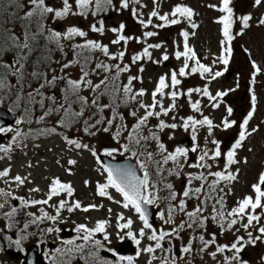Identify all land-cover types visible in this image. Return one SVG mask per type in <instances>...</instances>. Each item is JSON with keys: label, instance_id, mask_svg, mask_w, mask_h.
I'll list each match as a JSON object with an SVG mask.
<instances>
[{"label": "snow or ice", "instance_id": "obj_1", "mask_svg": "<svg viewBox=\"0 0 264 264\" xmlns=\"http://www.w3.org/2000/svg\"><path fill=\"white\" fill-rule=\"evenodd\" d=\"M233 0H219L216 4H209L208 7L222 13L215 19V23L220 26V52L213 59V64L220 63L227 65L232 56V41L234 40L233 28L238 20L241 28L235 35H243L244 30L249 28V21L252 20L251 15L235 16L233 8L230 6ZM264 0H254V6H260ZM160 0H152L153 8L148 13L147 19L143 18V14L138 11L139 8H144L147 5L142 3V0H120V9L128 10L130 5L131 15L133 19L143 28H167L172 25H178L182 21H187L190 28L195 30L198 24L193 21V16L196 14L194 10L186 5L176 4L170 12L160 14ZM75 9L70 0H62V7L54 8L47 3V0H0V57L6 54H11V60L0 59V105H3L5 100H10V106L7 111L12 114L15 126L9 127L0 123V136L12 135L5 144L0 142V159L11 160V153L16 148L26 147L23 141L31 138L36 139L43 135L58 134L69 149L77 151L87 150L95 158L96 164L99 167L96 169L102 176L104 182H97L95 185V195L102 198H107L109 201L120 205L124 209H131L138 215L142 222V227L137 235L132 231L133 220L125 218L123 214H117L116 228L118 230H127L126 237L131 239L136 245L141 244V239L145 238L148 241L154 242L146 247L139 248L136 256L142 253L149 255L147 264H153V261L158 260L159 264H177V255L170 247H165L162 242L167 238L168 244L172 243L173 239H181L180 233L187 229L195 231L196 229H205L210 220L219 228L220 235L225 232L234 230V239L228 244L217 243V234L215 232L208 233L209 239L205 238L204 234L193 236L188 239L186 245L180 248L181 255L179 259H185L186 255H191L193 252V240H199L200 247L198 254H205L217 261V264H248V261L243 258V252L248 246L255 247L260 243H264V172L258 176L257 182L251 185L253 195H245L243 198L236 201V205L230 210L226 209V196L231 194V188L228 187L233 181L237 180L239 169L233 172L232 166L239 163L237 160V150L243 146L244 141L258 129H248L249 121L252 119L256 109V96L251 97L252 108L244 116L243 121L238 124L239 131L237 136L225 151L221 147V142L217 139L208 138L212 136L213 129L222 126L223 130L232 128L237 124L234 120H229L232 116L233 109L226 108L227 116L221 120L220 125L214 124L213 120L201 112L200 101L193 102L191 96L193 93L207 97L212 102L213 109L220 106V98L228 95L234 89L225 91H217L213 95L209 91L208 84L221 77L223 71H213L212 66L206 65L198 59L196 52L189 46L188 40L190 33L187 30H181L179 35L183 37V51H175V59L182 60V66L178 70H172L170 75L164 74L154 82V88L150 93V102H145L144 97L149 95L143 87L136 89L134 81L143 83L141 75H128L127 82L120 81L121 74L131 71L132 65L139 64L138 72L143 73L145 68L141 61H150L153 64H162L170 59L167 50L163 52L159 59L152 58L151 49H161L162 43H148V38L158 35L155 31H144L142 37H133L125 35L126 24L121 22L118 27L108 29L115 34V38L111 40L113 45H121L126 49L130 40H135L137 44H144L141 51L135 53L131 57L130 63H123L126 50L111 52L109 46L93 39H87L88 32L82 30L78 26L69 25L63 32L49 28L44 23L45 20L53 21L65 20L69 16L87 17L89 13L95 17L98 13L107 12L113 6V0H74ZM12 9L11 11L9 9ZM120 9H117L119 11ZM19 10H23L20 14ZM5 16L7 17L5 19ZM153 18L160 21L158 24L153 23ZM19 22L21 34L17 35L14 32L16 22ZM93 23L90 26V31L103 35L105 33L104 21ZM258 24L264 26V16L259 18ZM10 25V26H9ZM195 35V31L191 33ZM76 37L84 38L82 43H72L71 49L73 59L64 62L54 61L51 53L60 51L64 53V41H73ZM43 41V46H41ZM54 46V47H50ZM37 51L40 55L33 60V54ZM247 51V49H245ZM102 53L106 60L95 58L94 53ZM66 55V53H64ZM106 61H112L108 63ZM191 62V63H190ZM53 63L59 64V69L52 67ZM94 64V66H92ZM79 66V77L73 79L66 70ZM253 72L252 83H255V76L260 72L255 62H252ZM31 69V71H29ZM49 73H52L49 76ZM101 74L102 77H101ZM199 74L201 79L207 80V83L201 87L188 88L181 92L178 86L181 85V78H187L192 75ZM98 77V82H95L91 77ZM10 78L14 79V83H10ZM33 82L36 85L33 87ZM63 85L60 87V85ZM59 87L60 97L52 92H46V89L55 90ZM30 89V90H27ZM87 90L91 95L81 94ZM187 96L189 106L193 112L201 113L202 118L197 119L194 116L181 118V123H167L161 116H169L178 107L177 100L181 96ZM103 97H108L107 103H102ZM167 98L170 103L165 106L164 100ZM121 105L131 107L127 115L134 118V123L129 128L126 124L115 125V131H112L114 121H125L126 115L119 111ZM36 106L39 107L41 113L35 117V124H42L46 118L56 116L55 126L29 128L27 131H22V125H31L33 123V112ZM105 110L110 111V116L105 117ZM142 114H140V111ZM87 113V118L86 117ZM99 118H96V117ZM155 118L158 123L153 128L149 127L150 119ZM176 117L173 116L172 120ZM2 120V117H0ZM82 122V129L88 136H96L98 133H109L111 139L119 144V148H105L102 153H98L97 149L90 147L86 143H81L78 138L70 137L63 132L58 133L57 129H69ZM178 128L185 132L191 130L192 145L190 148L184 146H176L173 150H169L165 143L161 141L159 133L165 129L173 131ZM200 128L207 129V137H205V147L200 148L197 142V133ZM147 129V134L144 130ZM126 142L121 143V138ZM174 135H169L168 139L173 140ZM153 142L155 151L149 150L152 146L149 142ZM211 143L214 147L208 148L207 144ZM39 147V145H35ZM251 151V149H249ZM119 153L121 156L130 154V157L135 158L133 164H115L104 163L101 160V155L106 157H114V154ZM198 153L195 162L189 163V154ZM223 162V168L213 171V164L219 167L220 162ZM171 162L172 167L164 169L165 165ZM56 163L59 165L60 160ZM75 159H69V166L76 165ZM244 163H247L245 158ZM149 165L155 166V172L149 170ZM138 166V168L136 167ZM187 166L192 169H202L198 173H184L183 169ZM28 167H32L29 163ZM167 171L169 176L177 177L185 176L186 184L182 192H177L172 183H166L162 175L163 171ZM68 174H72L71 167L66 168ZM140 171L143 175H138ZM11 167H6L0 170V179L4 180L5 184H14L16 188L24 186L26 183H32L30 173L26 176L19 174L10 177ZM157 176L159 179L152 181L151 176ZM209 177H212L209 180ZM193 181H198L199 186H193ZM85 186H88L89 181H84ZM163 184V190L166 194L161 196L162 189L159 185ZM223 185V186H222ZM227 187V192L225 188ZM110 189L115 190L122 198L114 199L110 193ZM29 192H40L38 187L29 189ZM62 193L67 197H72L74 189L70 183H65L59 177L51 179L48 190L45 193L46 198L26 199L23 196H17L12 190L0 188V210L4 219L10 222H15L17 213L38 205H44L54 208V214H50L44 207L39 208V215L28 211L27 217L30 219L23 224L22 233L19 238L12 241L16 248L23 251L21 247L22 241L28 239V235L24 234L30 225L39 227L45 221L58 222L61 219L62 211L66 210L72 213L75 210H80L87 213L90 210L98 209L102 205L89 204L83 206L78 200H73L71 204L67 199H60L58 204H51L50 201L54 197H59ZM203 197V198H201ZM197 200V204L192 210H188L187 202L189 200ZM11 201H19V207L11 204ZM160 202H165L167 211L159 212V219L166 225H172L170 230L163 228L157 230L149 222V206L158 205ZM175 202V203H174ZM211 202V212L205 215L208 205ZM7 206L8 210H5ZM260 210L259 212L257 210ZM111 213L112 209L109 208ZM177 213H182L186 219H182L179 224L175 222ZM107 220L97 221L92 228L85 224H76L75 232L77 233L76 240L64 241L65 247L56 249V258L52 260V264H72V259L79 256L85 261V264H133V257L117 256L116 261L102 259L99 255L104 245L99 239H94L96 233H104V240L109 239L106 233ZM238 227H235L237 226ZM243 229L246 236L238 233ZM147 230V231H146ZM60 231L59 228L48 227L41 229V232L52 233ZM258 233V234H254ZM124 238V237H121ZM76 241H82L77 243ZM214 246V250L209 249ZM160 250L163 255L157 257L156 251ZM111 251V249H109ZM225 253H230L226 255ZM49 255V254H45ZM113 255H116L113 252ZM222 256V261H218L217 257ZM260 264H264V256L259 258ZM29 264L31 262L29 261ZM191 264V261H187Z\"/></svg>", "mask_w": 264, "mask_h": 264}, {"label": "rangeland", "instance_id": "obj_2", "mask_svg": "<svg viewBox=\"0 0 264 264\" xmlns=\"http://www.w3.org/2000/svg\"><path fill=\"white\" fill-rule=\"evenodd\" d=\"M47 3L54 7L59 8L62 7V0H47ZM70 3L73 4V8L75 9L74 0H70ZM142 3L147 5L144 8L137 7L138 11L143 14V18L147 19L148 13L152 10L153 4L152 0H142ZM176 4L186 5L194 10L196 13L193 16V21L198 24V27L193 30L190 28V25L187 21H182L178 25H172L167 28L159 29L153 28L149 26L148 29H143L132 17L130 8L133 5H130L128 10L120 9V0H113V6L108 9L107 12L98 13L97 16L93 17L89 13L87 17L81 16H69L65 20H57L53 21V26L55 30L63 29L69 25H75L81 28L82 30L88 32L87 39H93L101 42L102 44H106L109 46L111 52L115 53L121 50H126V55L123 63H130L131 57L130 54H134L139 52L144 47V44H136L135 40H130L126 49L121 45H113L111 44V40L115 38V34L109 31L108 29L112 27L119 26L121 22L126 24L125 35L133 36V37H142V33L144 31H155L158 33L157 36L148 38V43H162L163 47L161 49H151L152 58L154 60L159 59L165 50L170 57V59L162 64H153L150 61H141L145 71L143 73L138 72L139 64L132 65L131 71L128 73L121 74L120 81L122 83L127 82L128 75H141L143 78V83L139 81H134V85L136 89L143 87L147 90L149 95L144 97L145 102H150V93L154 88V82L158 79L157 76L169 74L172 70H178L179 67L182 66V61H178L175 59V56H172L174 49L182 48L180 45L181 36L179 35L181 30H187L189 35V46L191 47L194 44L197 47V53L199 56L205 57L204 64L210 65L213 68V71H223L224 74L217 78L215 81H212L208 84L209 91L215 95L217 91H225L228 89H234L230 91L228 95L220 98L218 108L213 109L211 107L212 102H210L207 97H203L200 94L193 93L191 96V100L193 102L199 100L201 105V112L203 115H208L216 125H220L221 120L227 116L226 108L231 107L233 109L232 116L228 117L229 120H234L237 122L232 128L223 130L222 126L219 128L213 129V134L208 139H217L221 142V147L223 150H227L232 142H234L237 133L239 131L238 124L243 121L244 116L248 111L252 108L251 97L254 94L256 96V109L253 114L252 119L249 121L248 129L256 128L258 129L251 136H249L243 143V146L237 150V160L239 163L232 166V171L235 172L239 169L238 177L236 181H233L231 188V194L226 196V202L228 204L236 203L238 199L243 198L245 195H250L252 193L251 185L258 180V176L261 172H264V26L258 24L259 14L264 11V4L260 6H254V0H233L232 7L235 16H241L245 13L251 12L254 17L249 21V28L244 30L243 35H237V40L232 41V56L229 60V64L227 65V70L225 71V66L220 63L213 64V59L219 55L220 52V44L219 41L221 36L219 34L220 26L215 23V19L221 15L218 11L211 9L208 7L209 4H216L218 6L219 0H160L159 3V12H170L171 8ZM117 9H120L117 11ZM12 10L11 8L9 9ZM20 14H23V10H19ZM109 12L113 13V17L105 20L104 16H106ZM239 14V15H237ZM104 21L105 33L100 35L99 33H93L90 31V26L93 23H97L99 26V21ZM47 20L44 21V23ZM153 23H160L159 20L153 18ZM239 30L241 26H238V20L234 24ZM14 32L19 35L21 34L20 24L17 21L14 27ZM195 31V35H191V33ZM237 31V32H239ZM78 38V42L82 43L84 38ZM183 38V37H182ZM65 45H69V41L63 42ZM247 49V51H245ZM129 51V53H128ZM94 59L99 58L101 60H106L103 57L102 53H94ZM63 60L61 62H64ZM255 62L257 67L260 69V72L255 76V83H252L253 80V72L255 69L252 67V62ZM108 63H113L112 61H106ZM55 66H59V64H55ZM94 66V64H93ZM68 74L72 76L73 79H77L79 77V68L78 65L66 70ZM228 73V74H227ZM227 74V76H226ZM96 82V77H91ZM182 83L178 86L181 92L186 91L188 88L195 87H203L207 80L201 79L199 74L189 76L187 78H181ZM59 92V90H57ZM81 94L90 96L91 94L85 90ZM108 98V97H107ZM187 96H181L179 98V106L175 110V114H169V116H161L160 119H163L167 123H177L180 124L181 118L186 116H194L197 119H201V113L193 112L188 103ZM10 102V101H9ZM102 103H105L104 98L101 100ZM108 102V101H107ZM165 106H167L170 101L165 98L164 100ZM130 107H125L121 105L119 111L126 115V120L124 124H126L129 128L131 124L134 123V118L127 115ZM140 111V114H142ZM105 117L110 116V111L105 110ZM175 116L176 119L172 120V117ZM87 118V117H85ZM35 123V118H33V123ZM158 123L155 118L150 119L149 127L155 130L154 126ZM117 124V123H116ZM25 127H21L23 130ZM82 129V122L66 129V135H69L73 138H78L81 143H86L90 147H94L97 151H101L105 148H119V144L116 141L111 139V135L109 133L100 132L96 136H85L81 131H77V129ZM114 129V125L112 131ZM144 134H147V129L144 130ZM174 135L173 140H169V135ZM12 135V134H11ZM10 135V136H11ZM82 135V137H81ZM161 136V141L166 144L167 148L171 151L176 146H183L181 144L182 140L189 139L191 137V130L185 132L183 129L178 128L173 131L171 129H165L163 132L159 133ZM207 129L200 128L197 133V142L200 145V148L205 147V137H207ZM9 136V139H10ZM30 139V138H29ZM6 143V141H5ZM152 146L149 150L155 151V146L153 142H149ZM27 146L22 148H16L11 153V160L5 158L0 159V168L11 167V172L13 173V177L17 174L21 176H26L29 173L30 180L32 183H26L24 186L20 188H16L14 184H11L10 189L16 193L18 196H23L26 199L30 198H46L45 193L48 190V185L52 178L59 177L60 180H63L67 183H70L75 190V193L72 197H67L66 194L62 193L59 197H54L51 204H58L60 199H67L69 204L73 200H78L82 203L83 206H87L89 204L102 205L98 209H93L88 211L87 213L75 210L72 213H68L66 210L62 211L61 218L68 226H75V224L79 222L86 223L87 226H91L97 221L105 219L108 221L106 225V233L109 236V239L106 241L107 245L111 246L113 243H116L118 240H121L124 237L126 238L127 230H118L116 228V220L115 217L117 214H123L124 217L131 218L133 220L132 231L134 235L138 237V231L142 227V224L135 219V216L131 214V209H124L120 205L109 201L107 198L98 197L95 195V185L97 182L103 183L104 176L100 174L96 169L99 165L96 164L93 156L90 151L82 150H72L69 149L64 141L61 138V135L52 134V135H43L42 138L35 141L34 145H39V147H33L31 150V144L25 143ZM33 145V146H34ZM192 145V144H191ZM188 146V148L191 147ZM208 148L214 147L211 143L207 144ZM39 149L41 156L37 157L36 151ZM69 149V150H68ZM251 149V151H249ZM71 155V158H66L67 155ZM124 155H128L127 153ZM123 155V156H124ZM198 153H190L189 154V163L195 162ZM36 156V158H35ZM121 156L119 153L114 154V157ZM245 158L247 159V163H244ZM60 160V164L56 163L57 160ZM69 159H75L77 161L76 165L69 166L67 161ZM27 163V164H26ZM31 163L32 167H28V164ZM71 167L72 174H68L65 171L66 168ZM172 167L171 162L168 165L164 166V169ZM150 168H154V165H151ZM223 168V162L221 161L219 167L216 164H213L212 170H220ZM0 169V170H1ZM203 171L202 169H192L185 166L183 169L184 173L192 172L198 173ZM10 172V173H11ZM58 175V176H57ZM162 175L164 177L165 182L172 183L174 189L178 190V192H182L187 178L181 175V177H177L175 175L169 176L167 171H163ZM154 176V175H153ZM151 176V177H153ZM159 179V177H158ZM157 179V180H158ZM211 180L212 177H209ZM89 181L88 186H85L84 181ZM3 183L4 180L0 179V183ZM199 183L197 181H193V186H198ZM160 186V185H159ZM223 186V185H222ZM38 187L40 192L32 193L29 192L30 188ZM161 187V186H160ZM111 195L116 200L122 199L115 190H109ZM227 192V187L225 188ZM161 192H165L163 189ZM249 193V194H247ZM44 207L46 211L50 214H54V208L44 205H38L34 207H30L28 210L39 215V208ZM111 208L112 212L109 213L108 209ZM23 211L17 213L18 222L23 223L25 218L22 216ZM180 216V215H179ZM178 216V217H179ZM27 219H30L27 217ZM184 219L181 216V220ZM1 220V218H0ZM61 219L58 222H51L49 227L58 228L61 224ZM161 221V220H159ZM42 225V224H41ZM40 225V226H41ZM31 228L33 230L37 229L36 225H32ZM163 228L164 230L168 229V225L164 224L163 221L160 223V227L157 229ZM187 230V228H185ZM147 231V230H146ZM200 231V230H197ZM60 231H53L49 233L53 235V238L56 239L59 236ZM182 237H184V230L180 233ZM239 234H246L245 232H239ZM258 234V233H256ZM101 235V234H100ZM39 237H44L46 235L39 234ZM99 236V235H98ZM102 240H104V233L102 234ZM167 241V238L166 240ZM173 241V240H172ZM80 243L81 241H76ZM27 243V242H25ZM144 244H152L154 242L148 241L145 238L141 239V245L144 247ZM106 245V246H107ZM171 248V247H170ZM180 250V249H178ZM156 254H159V257L163 255L160 250L156 251ZM245 255H249L252 260V264H260L259 258L264 256V243H260L255 247L248 246L244 252ZM149 255L146 253L142 254V258L140 260L141 264H147V259ZM16 260V259H12ZM210 260V256L202 255L199 256L198 259L194 260L196 264H213V260ZM4 264H9L5 258H2ZM15 264V262H14ZM153 264H155L153 262ZM177 264H181L179 258L177 259Z\"/></svg>", "mask_w": 264, "mask_h": 264}, {"label": "flooded vegetation", "instance_id": "obj_3", "mask_svg": "<svg viewBox=\"0 0 264 264\" xmlns=\"http://www.w3.org/2000/svg\"><path fill=\"white\" fill-rule=\"evenodd\" d=\"M201 198H203V197H201ZM197 202L198 201L195 200V199L189 200L187 202L188 210H192V208L195 207V205L197 204ZM231 208H232V204H228L226 202V209L227 210H230ZM210 212H211V202L208 205V209L205 212V215H209ZM181 215L184 218V216H183L182 213H178V216L179 217H178L177 220H175L176 224L180 223ZM170 227H172V225ZM235 227H238V225L235 226ZM189 232H191V235H189ZM211 232H215L217 234V243H219V244H228V243H230L234 239V230L233 231L225 232L223 235H220L219 228L209 220L208 223H207L206 230L205 229H200V232H198L197 229L195 231H193L191 229H187V230L184 231V233H185L184 237H181V239H178V240L173 239V242H174V245L175 246L177 244H179L180 242H182L183 245H186V243H187V241H188L189 238H191L193 236H199L200 234H204L205 235V238L206 239H209L210 236L208 235V233H211ZM62 247H64V244L63 243H61V242L53 243L52 242V238H50V237L47 238V242L42 244V249H41V252L39 253L40 260L44 264H52V260L56 258V249L57 248H62ZM199 247H200L199 240L198 239L197 240H193V249H195V250H193V252H192L191 255H187V260H186V263L185 264H187V261H191V264H196V262L194 260L198 259L199 256L205 255V254H198ZM209 250L210 251L214 250V246L212 248H210ZM107 252L108 251H106L105 249H102L100 251L99 255L101 254V255H104L105 256V255L108 254ZM136 252H137V248L135 246V252H134V254H128V253H126L123 256H125V257H128V256L135 257L136 256ZM244 252L242 254L243 255V258L248 261V264H252L251 257L249 255H245ZM46 253L49 254V255H45ZM225 254L226 255H230V253H225ZM101 255H100V257L102 259L111 260L113 262H115L116 261V258H117L114 255H111L110 258L101 256ZM76 258L77 257L75 256L72 259V264H78L79 263V260L76 259ZM139 258H140V256H139ZM211 260H212V258L210 257V260L209 261H211ZM217 260L218 261H222V256H219L218 255ZM122 264H127V262L126 261L125 262H122ZM133 264H138V263H136V261L133 260ZM213 264H217V261H213Z\"/></svg>", "mask_w": 264, "mask_h": 264}, {"label": "trees", "instance_id": "obj_4", "mask_svg": "<svg viewBox=\"0 0 264 264\" xmlns=\"http://www.w3.org/2000/svg\"><path fill=\"white\" fill-rule=\"evenodd\" d=\"M46 26L47 27H49V28H53V23L49 20V21H46ZM50 47H54V46H50ZM64 53H66V55L64 54ZM64 53H61L60 51H53L52 53H51V55H52V58H53V60L54 61H63V59H65V58H67L68 56H69V54L67 53V52H64ZM38 54H40V52L38 51V52H36V53H34L33 54V57H32V59L33 60H35V59H37L39 56H38ZM55 64L56 63H53L52 64V67L53 68H56L57 70L59 69V66H55ZM29 71H31V69H29ZM52 73H49V76L51 75ZM63 85L61 84L60 85V87H62ZM57 90H59V87L57 88V89H55V90H51V89H46L45 91L46 92H48V93H52V92H54L56 95H57V97H60V93H58V91ZM57 119V117L56 116H53V117H49V118H46V120L42 123V124H40V125H36L35 123L32 125H26L28 128L27 129H29V128H33V129H36V128H41V127H44V126H48V125H51V126H55V120ZM64 130V129H63ZM123 141V137L121 138V142ZM124 142H126V141H124ZM155 149V148H154ZM129 156H130V154H128ZM134 158V157H133ZM135 159V158H134ZM150 166L151 165H149V170L151 171V172H155V169L154 168H150ZM151 179H152V181L153 182H155V181H157V179H158V177L157 176H153V177H151ZM166 183H168V182H166ZM161 186V187H160ZM160 186H159V188L160 189H163V184H160ZM165 192L164 193H166V190H164ZM164 193H162V194H164ZM165 195V194H164Z\"/></svg>", "mask_w": 264, "mask_h": 264}, {"label": "water", "instance_id": "obj_5", "mask_svg": "<svg viewBox=\"0 0 264 264\" xmlns=\"http://www.w3.org/2000/svg\"><path fill=\"white\" fill-rule=\"evenodd\" d=\"M1 113V112H0ZM6 122V121H5ZM1 123V121H0ZM184 144H187V143H184ZM101 160L104 162V163H115V164H133L135 165V161H132L130 158H115V159H111L109 157H106V156H103L101 155ZM138 168V166H136ZM138 175H143L142 172L138 171L137 172ZM155 213H156V210L153 208V206H149V222L152 224L154 223V220H155ZM129 245H128V242H120L118 244V249L117 251L118 252H124L126 251L127 249H129Z\"/></svg>", "mask_w": 264, "mask_h": 264}]
</instances>
